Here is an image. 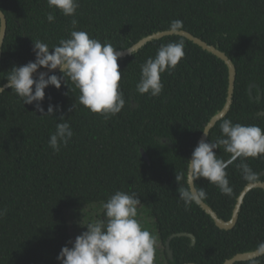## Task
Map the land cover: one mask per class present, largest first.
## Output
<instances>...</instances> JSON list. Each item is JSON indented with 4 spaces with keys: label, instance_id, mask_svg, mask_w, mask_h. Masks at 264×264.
I'll return each mask as SVG.
<instances>
[{
    "label": "trees",
    "instance_id": "obj_1",
    "mask_svg": "<svg viewBox=\"0 0 264 264\" xmlns=\"http://www.w3.org/2000/svg\"><path fill=\"white\" fill-rule=\"evenodd\" d=\"M79 5L75 30L117 50L168 31L173 20L182 21V31L225 53L236 68L233 104L224 119L264 129V0H79ZM0 10L8 24L0 85L7 83L13 66L35 61L33 41L51 49L73 30L72 18L58 10L55 21H47L53 12L47 0H0ZM175 41H183L185 56L171 74H162V94H139L141 65L155 58L162 44ZM118 64L125 107L108 119L80 105L79 91H70V81L69 87L62 83L59 90H45V114L51 104L56 106L53 116L42 117L10 88L0 95V210L7 209L0 217V264H60L62 248L75 241L70 213L94 204L102 207L116 191L135 193L142 205L151 207L161 240L165 246L170 241L169 264H225L238 254L257 251L264 243V190L246 196L237 225L227 231L199 205L186 210L176 181V173H186L201 131L227 103L226 63L174 35L148 43ZM223 120L207 141L222 136ZM60 122L69 123L74 135L55 152L49 140ZM216 154L225 161L230 156L223 147ZM245 162L264 182V156ZM240 163L238 159L226 168L231 195L205 179L196 181L206 193L204 202L224 221L232 219L249 185ZM180 233L192 234L196 243L189 237L170 240ZM236 264H264V255Z\"/></svg>",
    "mask_w": 264,
    "mask_h": 264
},
{
    "label": "clouds",
    "instance_id": "obj_2",
    "mask_svg": "<svg viewBox=\"0 0 264 264\" xmlns=\"http://www.w3.org/2000/svg\"><path fill=\"white\" fill-rule=\"evenodd\" d=\"M47 5L53 9L46 16L49 23L55 21V11L58 10L63 16L72 18L73 30L68 38L61 39L51 49L40 40L33 41L35 61L13 66L7 72V83L0 85V95L5 93V88H10L24 105H34L42 117L53 116L56 106L51 104L45 114V90L49 86L59 90L62 83L69 87L70 81L74 85V88L69 87L70 91H79V104L91 113L100 114L105 119L119 114L125 107V98L120 90L122 73L118 60L126 53L134 55L136 48L117 50L111 43L102 44L98 39L90 38L87 32L75 30L79 0H47ZM183 27L182 21L173 20L168 31L178 34ZM184 56L183 41L162 44L155 58H148L141 65L137 92L159 97L164 88L162 74H171ZM41 68L47 71L41 72ZM57 70L62 75H56ZM36 74H39L38 78L34 79ZM59 120L63 121L64 117ZM220 130L222 136L215 141L200 140L188 160L186 173H176L179 198L186 210L193 204L199 205L206 197L203 189L196 187V181L200 179L215 185L222 194L231 195L233 189L226 168L238 159L241 163L237 167L243 179L249 184L260 183L258 174L245 161L264 156V129L224 119ZM201 132L204 137L209 136L207 127ZM73 135L69 123H57L50 135L49 146L59 152L61 146L67 147ZM221 147L230 154L227 161L216 154ZM140 205L141 201L135 193L116 191L102 204L104 218L82 226L87 230L70 242L71 247L62 248L57 257L60 264H154L158 238L144 229L137 219ZM6 213V208L0 210V217ZM258 252L264 253V243L259 245Z\"/></svg>",
    "mask_w": 264,
    "mask_h": 264
},
{
    "label": "water",
    "instance_id": "obj_3",
    "mask_svg": "<svg viewBox=\"0 0 264 264\" xmlns=\"http://www.w3.org/2000/svg\"><path fill=\"white\" fill-rule=\"evenodd\" d=\"M0 20H1V29H0V62H1V58H2V49H3V45H4V41L7 35V18L5 16V14L0 10ZM182 36L187 38L188 40L194 42L195 44L199 45L200 47H202L204 50L212 53L213 55L217 56L219 59H221L222 61H224L226 63V65L229 68V74H230V78H229V91H228V98H227V103L224 107V109L218 114L216 115L207 125V128L209 129V135L212 131V129L216 126V124L223 120L230 112L232 104H233V98H234V93H235V84H236V77H237V72H236V68L233 64V62L229 59V57L221 52L220 50H218L217 48H215L214 46H210L208 45L206 42H204L203 40L193 36L192 34L186 32V31H182L178 34L176 33H171L169 31H164V32H159L156 34H153L151 36H148L144 39H142L140 42H138L137 44H135L132 47L136 48V51L134 53H137L140 49H142L143 47H145L148 43L155 41V40H160L164 37L167 36ZM131 56V54H125L122 58ZM47 71V70H46ZM41 72H45V71H41ZM59 70H57L55 72V74H59ZM49 75L53 74V73H48ZM39 74H36L34 76V79L38 78ZM9 88H5V90H7ZM262 116H264V112L261 113ZM208 137H204V135H202L201 139H205L208 140ZM200 139V140H201ZM200 142V141H199ZM198 146V145H197ZM231 164L228 165V167ZM227 167V168H228ZM261 176H264V172L261 174ZM255 189H262L264 190V182L258 183V184H249L241 193L240 197L238 198L236 207L234 209L233 212V217L230 221H224L222 220L218 214L208 205L204 202V200H202L199 204V206L208 214L212 217V219L215 221L216 225L222 229V230H232L235 228V226L238 223L239 220V215L242 209V206L245 202V198L246 196L253 190ZM177 237H189L192 239L193 241V245L196 243V238L189 233H180V234H175L173 236H171L170 240H173ZM167 246V251L169 254V257L171 259H173V252L171 251V247H170V241L167 242L166 244ZM264 253H260L257 251H253V252H248V253H242V254H238L236 256H234L233 258L227 260L225 262V264H236L238 262H246V261H251L254 259H257L261 256H263ZM188 264H194V263H188Z\"/></svg>",
    "mask_w": 264,
    "mask_h": 264
},
{
    "label": "rangeland",
    "instance_id": "obj_4",
    "mask_svg": "<svg viewBox=\"0 0 264 264\" xmlns=\"http://www.w3.org/2000/svg\"><path fill=\"white\" fill-rule=\"evenodd\" d=\"M89 206L90 207H86L85 210L73 211L70 213V221L72 224L74 239L78 235L82 234V232L87 230L82 226L87 225V223L93 220L102 219L99 216L103 215L104 209L100 207V205H96V204ZM150 211H151L150 206L147 207L146 205L138 206L137 219L140 221L144 229L148 230L152 234H155L158 238L154 264H169L168 257L166 255V246L159 236L156 220Z\"/></svg>",
    "mask_w": 264,
    "mask_h": 264
}]
</instances>
